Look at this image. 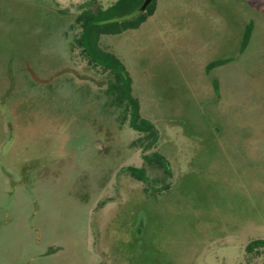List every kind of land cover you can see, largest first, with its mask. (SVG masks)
I'll return each instance as SVG.
<instances>
[{
	"label": "rangeland",
	"instance_id": "374dc122",
	"mask_svg": "<svg viewBox=\"0 0 264 264\" xmlns=\"http://www.w3.org/2000/svg\"><path fill=\"white\" fill-rule=\"evenodd\" d=\"M84 1L0 0V264H264L246 251L264 239V0H157L101 37L159 130L150 150L76 44Z\"/></svg>",
	"mask_w": 264,
	"mask_h": 264
},
{
	"label": "trees",
	"instance_id": "16d2710c",
	"mask_svg": "<svg viewBox=\"0 0 264 264\" xmlns=\"http://www.w3.org/2000/svg\"><path fill=\"white\" fill-rule=\"evenodd\" d=\"M97 3L98 0H85L81 4L80 12L75 19L80 28V34L75 38L76 44L82 49V53L91 65L100 67L109 74L110 89L118 93L116 104L125 105L126 111H131L130 126L144 134L135 143L139 141L144 149L150 150L159 140V130L150 120L143 118L141 115L140 101L133 95V80L125 63L115 53L104 49L100 41L103 35H115L128 29L139 28L156 12L157 0H152L146 9L139 14L121 18H115L113 15L108 14L109 12ZM251 26L252 22L245 30L242 47H245L248 43ZM225 61V59L213 60L208 64L207 69L210 70L213 67L222 65ZM214 81L218 85V81L216 79ZM143 158L149 165L162 169L169 180L173 178L170 161L164 154L153 151L143 156ZM129 171L138 180L148 183L145 167L132 166ZM168 187L166 185V188ZM260 248H264V239L257 238L247 244L246 251L253 252Z\"/></svg>",
	"mask_w": 264,
	"mask_h": 264
},
{
	"label": "crops",
	"instance_id": "0c3cea01",
	"mask_svg": "<svg viewBox=\"0 0 264 264\" xmlns=\"http://www.w3.org/2000/svg\"><path fill=\"white\" fill-rule=\"evenodd\" d=\"M158 7H159V2H157V8H158ZM156 11H158V9H156ZM154 14H155V13H154ZM154 14H153L152 16H154ZM244 35H245V30H244V33H243V35H242V43H241V49H242V52H243V53L245 52V50L247 49V47H248V45H249V43H250V40H248L247 45H246L245 47H242ZM251 37H252V36H251V34H250L249 39H250ZM260 37L264 38V34L262 33ZM261 41H262V40H261ZM222 58H223V57L218 58V59H222ZM260 60H261V58L258 59V62H259ZM215 68H216V67H215ZM212 69H214V68H212ZM216 80H218V79L216 78Z\"/></svg>",
	"mask_w": 264,
	"mask_h": 264
},
{
	"label": "water",
	"instance_id": "95a60500",
	"mask_svg": "<svg viewBox=\"0 0 264 264\" xmlns=\"http://www.w3.org/2000/svg\"><path fill=\"white\" fill-rule=\"evenodd\" d=\"M148 4H149V0H148L147 2H145V4L143 5V7L140 8L139 10H137V11L135 12L134 15H137V14H139L140 12H142L143 10H145L146 7L148 6ZM134 15L132 14V15H130L129 17L134 16Z\"/></svg>",
	"mask_w": 264,
	"mask_h": 264
}]
</instances>
